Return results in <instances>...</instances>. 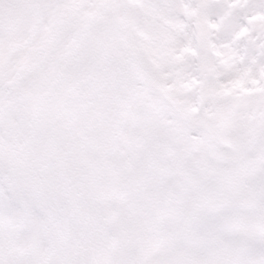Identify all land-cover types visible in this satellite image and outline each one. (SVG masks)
Segmentation results:
<instances>
[{
	"label": "snow or ice",
	"instance_id": "6c2138e0",
	"mask_svg": "<svg viewBox=\"0 0 264 264\" xmlns=\"http://www.w3.org/2000/svg\"><path fill=\"white\" fill-rule=\"evenodd\" d=\"M0 264H264V0H0Z\"/></svg>",
	"mask_w": 264,
	"mask_h": 264
}]
</instances>
